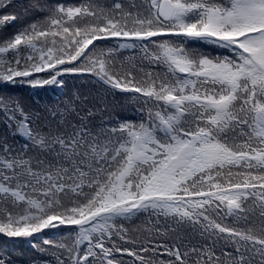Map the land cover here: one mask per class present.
<instances>
[{
	"label": "snow or ice",
	"instance_id": "obj_1",
	"mask_svg": "<svg viewBox=\"0 0 264 264\" xmlns=\"http://www.w3.org/2000/svg\"><path fill=\"white\" fill-rule=\"evenodd\" d=\"M0 264H264V0H0Z\"/></svg>",
	"mask_w": 264,
	"mask_h": 264
}]
</instances>
